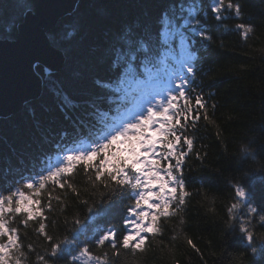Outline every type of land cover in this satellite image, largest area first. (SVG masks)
Here are the masks:
<instances>
[{
	"label": "trees",
	"instance_id": "trees-1",
	"mask_svg": "<svg viewBox=\"0 0 264 264\" xmlns=\"http://www.w3.org/2000/svg\"><path fill=\"white\" fill-rule=\"evenodd\" d=\"M37 2L0 0V40L16 39L25 14L34 12ZM202 2L207 9L209 0ZM232 2L241 6L240 17L229 10L224 13L228 18L217 22L208 11L203 19L211 40L194 38L197 59L190 95L194 106L195 95L203 97L211 123L200 110L196 126L189 123L183 130L184 136L193 139L191 152L183 139L179 145V150L187 153L181 172L176 173L185 182V204L175 215L160 218L161 231L154 237L149 234L145 252L133 253L118 245L117 254L108 242L100 247L94 241L89 243L94 254L107 253L108 264H264L259 255V250L264 252V221L260 219L264 216V0ZM179 3L77 1L47 33L50 44L63 55L62 67L57 72L34 68L42 85L40 96L0 119V190L14 189L29 179L37 182L39 175L62 164V158L85 138L94 146L93 141L108 131L112 112L120 107L121 86L129 80L149 74L159 78L177 69L172 58L175 53H169V45L159 33L162 14ZM239 23L252 28L247 38L236 28ZM141 43L148 51L137 53L133 74L118 84L121 69L112 68L116 52L121 46L127 50ZM171 47L178 53V43ZM97 81L111 87H101ZM65 97L71 99L70 106H66ZM243 142L254 147L259 163L238 159ZM69 182L77 192L53 190L49 182L40 193L46 231L54 237L53 242L73 239L77 235L74 229L81 226V241L92 237L98 228L114 227L120 239L127 234L123 217L132 201L119 192L111 194L102 185L93 188L88 172L79 164ZM237 188L248 195L237 197ZM22 190L28 194L27 189ZM85 200L87 204L82 203ZM233 204L239 207L229 211ZM249 206L255 207L256 213H250ZM24 218L19 214L11 220L25 253L22 264H41L38 254L45 255L51 245L36 231L40 218L27 225ZM77 219L80 225L75 224ZM247 232L253 234L251 246ZM0 239L6 242L7 238ZM45 258L49 264H68L70 259Z\"/></svg>",
	"mask_w": 264,
	"mask_h": 264
},
{
	"label": "snow or ice",
	"instance_id": "snow-or-ice-1",
	"mask_svg": "<svg viewBox=\"0 0 264 264\" xmlns=\"http://www.w3.org/2000/svg\"><path fill=\"white\" fill-rule=\"evenodd\" d=\"M229 10L235 17L241 16V6L232 0L227 3L225 0H209L207 9L202 0H180L179 4L170 6L162 14L159 35L162 42L169 45V53H175L172 58L178 64L177 69L164 78L158 88L144 96L137 111L109 125L108 131L93 141L94 146L66 155L62 164L49 168L46 175H39L37 182L29 179L14 189L0 190V238H7L6 242L0 239V264H22L21 258L25 253L22 251L18 228L11 226L12 218L19 214L24 215L25 225L40 218L36 231L51 245L50 251L45 250V255L38 254L37 259L41 264H49L46 255L50 258L69 257L68 264H108L107 253L97 255L90 249L89 243L93 241L97 247L108 242L117 254L118 245L133 253L147 250L149 234L154 237L161 231L160 218L175 215L179 207L185 204V182L176 173L181 172L187 153L179 150V145L183 139L188 152H191L193 139L184 136L183 130L189 123L192 127L196 126L201 118L200 110H204V120L211 123L203 97L196 94L194 106L190 95L194 91L190 86L195 79L197 59L193 50L194 38L211 40L203 19L208 11L217 22H223L228 18L224 13ZM236 28L242 30L245 38L252 31L251 27L243 23L237 24ZM177 43L178 53L171 47ZM141 50L148 51L143 43L135 48L130 45L127 50L121 46L116 52L112 68L121 69L118 84L124 83L133 74L134 61ZM97 83L101 87H111L101 81ZM64 102L66 106L72 104L68 97H65ZM96 160L99 162L93 163ZM78 164L88 172V181L93 188L102 185L111 194L119 192L132 201L126 206V215L123 217L127 234L122 239L114 227L98 228L92 237L85 236L84 241L79 239L84 234L83 226L74 229L77 235L71 240L65 238L53 242L54 237L46 231L44 221L47 217L44 216V207H41L39 198L41 190L50 182L53 190L58 187L77 192L69 178L75 174ZM261 179L264 180V177ZM22 189H27L28 194ZM235 195L243 199L248 194L243 188H237ZM54 198L60 200L59 196ZM82 203L87 204V201ZM173 204H176L175 208ZM238 207V204H233L229 211ZM47 208H52L51 200ZM248 211L256 213L257 209L249 206ZM260 219L264 221V216ZM75 224L80 225L81 222L77 219ZM246 237L251 246L253 234L247 232ZM187 243L191 245L192 241L187 239ZM28 248L32 250V245L29 244ZM252 250L257 251L255 248ZM259 255L264 261V252L259 250Z\"/></svg>",
	"mask_w": 264,
	"mask_h": 264
},
{
	"label": "water",
	"instance_id": "water-1",
	"mask_svg": "<svg viewBox=\"0 0 264 264\" xmlns=\"http://www.w3.org/2000/svg\"><path fill=\"white\" fill-rule=\"evenodd\" d=\"M78 0H38L34 12H27L15 40H0V119L36 100L42 90L34 72L39 64L50 72L63 65V55L53 47L47 33L68 15Z\"/></svg>",
	"mask_w": 264,
	"mask_h": 264
},
{
	"label": "clouds",
	"instance_id": "clouds-1",
	"mask_svg": "<svg viewBox=\"0 0 264 264\" xmlns=\"http://www.w3.org/2000/svg\"><path fill=\"white\" fill-rule=\"evenodd\" d=\"M239 160H248L253 163H259L260 158L256 155L255 149L247 142H243L239 146Z\"/></svg>",
	"mask_w": 264,
	"mask_h": 264
},
{
	"label": "rangeland",
	"instance_id": "rangeland-1",
	"mask_svg": "<svg viewBox=\"0 0 264 264\" xmlns=\"http://www.w3.org/2000/svg\"><path fill=\"white\" fill-rule=\"evenodd\" d=\"M35 66H36V67H35ZM38 66H39L40 68H42V69H45L46 72L48 71V68H46L45 66L39 65V64L34 65L33 68H37ZM34 72H35V69H34ZM41 86H42V85H41ZM158 86H159V85L152 84L150 88H147V89L144 91V93L141 94V95L139 96V99H138L137 102L135 103V104H137V105H134V107H133V111H137V110H138V106H139L140 103L142 102V100H143V98H144V94H148L149 92H151V91L155 90L156 88H158Z\"/></svg>",
	"mask_w": 264,
	"mask_h": 264
}]
</instances>
